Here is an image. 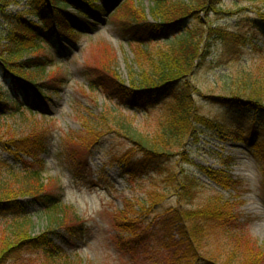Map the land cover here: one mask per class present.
<instances>
[{
  "label": "rangeland",
  "instance_id": "1",
  "mask_svg": "<svg viewBox=\"0 0 264 264\" xmlns=\"http://www.w3.org/2000/svg\"><path fill=\"white\" fill-rule=\"evenodd\" d=\"M29 1L19 0L14 5L0 7V50L6 51L11 47L9 38L17 32V28L11 27L12 21L24 15ZM182 2L189 4L190 0ZM120 4L130 8V14L135 19L133 21L137 24H154L149 15L151 6L148 0H125ZM216 11H198L186 26L192 28L197 24L205 27V31L225 30L239 39V46L234 49L229 46L232 50L225 49L221 41L204 38L199 46V57L194 59L192 72L186 82L197 113L220 122L228 119V110L214 101L231 100L247 83V76L258 77L264 71V29L259 24H264L260 18L264 15V0H221ZM66 13L75 16V8L68 7ZM101 13V20L93 16L89 19L80 18L90 24H99L85 31V36L79 37L77 42L63 38L50 41L45 38L39 44L41 50L21 53L18 57L21 63L28 59L45 60L43 72L31 69L28 73L38 85L48 86L50 83L47 82L55 80L60 86L48 94V100L32 102L31 113L24 115L14 111V114H5L6 117L0 118V161L6 164L0 170V178L8 181L14 187L13 190H18L16 188L22 186L24 177L22 170L27 166L37 168L40 166L38 163H41L44 169L41 175L44 184L42 191L52 193L58 186L61 187V206L65 209L71 207L84 226L78 237L66 236L64 232H58L53 237L54 245L63 252V256L53 261L54 264H169L174 257L184 252L178 245L181 239L177 229L167 227L163 219L165 210L177 206L175 193L171 192L163 204L151 210L145 204L144 197L163 176L151 170L142 175L137 170L126 172L125 167L112 162V155L128 149L139 157L135 154V146L124 138L117 123L123 120L141 134L153 135L158 120L167 113L166 101H161L147 111L130 110L107 99L100 90H89L87 81L92 75L94 81L103 82L106 88H109L107 85L112 79L118 85L128 87L130 78L139 73L138 64L145 60L143 55L152 57L157 53L169 52L175 40L167 36L161 40L135 44L133 40L137 38L134 35L145 36L143 31L138 29L135 34H129L127 21L120 14L117 16V11L114 14ZM68 18L63 16V19ZM2 57L5 58L6 54H2ZM85 68H89L91 73ZM105 71H109L112 77L102 75ZM0 91H6L10 97L15 92L13 85L5 79L1 66ZM20 101L23 103V98ZM93 120V126H105L102 132H112L102 138L89 154L81 152L80 148L74 152V147L82 144L87 123ZM48 129L49 136H45L48 146L46 152L38 151L33 157H25L14 154L10 147H4L11 140L23 139L31 134L37 137L46 135ZM228 133L194 125L192 133L183 140L184 146L177 151L179 153L174 157L159 159L161 165L157 169L162 173L165 171V176L187 175L199 182L201 189L193 205L186 210L206 209L216 197L229 200L233 206L234 225L244 227V230L235 232L239 233L236 240L240 238L237 240V250L242 257L240 251L250 249L256 257L255 264H264V136L259 137L257 150L228 138ZM62 144L66 145L69 154L74 153L80 165L72 166L62 159ZM201 170L223 172L236 182L234 189L225 191L219 188ZM126 173L135 176L134 184L129 183ZM19 198L22 199L18 203L28 221L31 239L46 235L43 209L31 203L30 198ZM131 208L133 214L143 210L142 227L145 233L140 240H136L140 242L135 244L118 241L117 222L113 217L123 210L129 213ZM62 211L67 218L70 217V211ZM14 220L16 218L10 214L0 213V241H3L4 228L14 223ZM214 250L215 246H212V249L199 252L207 256L206 252L211 251L210 255L224 261L223 256L226 254H218ZM257 252L260 257L255 254ZM23 257L24 264L46 262L41 253L30 252Z\"/></svg>",
  "mask_w": 264,
  "mask_h": 264
},
{
  "label": "trees",
  "instance_id": "2",
  "mask_svg": "<svg viewBox=\"0 0 264 264\" xmlns=\"http://www.w3.org/2000/svg\"><path fill=\"white\" fill-rule=\"evenodd\" d=\"M16 1L19 0H0V7L14 5ZM121 1L125 0H30L24 15L12 21L11 27L17 28V32L11 34L9 38L11 47L6 51L0 50L1 57L2 54H6L5 58H0V66L4 71L5 79L15 90L13 97H10L6 91H0V118L18 111L24 115L31 113L32 101L48 100V94L54 92L56 86H60L55 80L47 82L46 84L50 83L48 86L38 85L34 82V77L28 73L31 69L43 72L46 66L45 60L28 59L21 63L17 59L21 53L41 50L39 44L43 43L45 38L51 41L53 38L62 37L77 42L79 37L85 36V31L92 30L99 24L98 22L90 24L80 18L89 19L93 16L101 20V12L114 14L117 11V16L120 14L127 21L129 34H135L138 29L145 33V36L134 35L137 38L133 40L135 44L172 37L175 43L170 46L169 52L157 53L152 57L143 55L145 60H141L138 64L139 73L130 78L128 87L122 84L120 86L112 79L107 85L109 88H106L103 82L94 81L92 75L87 81L89 90H100L107 99L130 110L147 111L161 101H166L167 113L158 120L153 135H143L123 120L117 123L124 138L135 146V154L139 157L128 149L112 155V162L125 167L126 172L137 170L136 172L142 175L151 170L152 173L163 176L159 183L152 185L151 192L148 191L144 197L145 204L149 205L151 210L163 204L171 192L175 193L177 206L165 210L166 216L163 219L167 227L177 229V235L181 239L178 245H181L184 252L174 257L169 264H255L256 257L250 249L241 250L242 257L237 250V240L240 238L236 240V235L239 233L235 232L244 230V227L234 225L233 206L229 200L224 201L216 197L214 203L206 209L186 210L193 205L201 185L196 179L187 175L165 176V171L160 172L157 166L161 165L158 163L159 159L174 157L179 153L177 151L184 146L183 140L192 133L194 125L209 130L228 131V138L258 150L256 143L261 135L264 136V71H261L258 77L247 76V83L241 86L240 93L234 94L231 100L214 101L228 110V119L216 122L205 118L197 113L194 101L191 99L190 87L186 82L192 72L194 59L199 57V46L204 38H212L221 41L225 49L230 48L229 46H233L234 49L239 46V39L222 29L205 31V27L195 24L191 28L189 25L186 26V23H191L198 11L217 12L221 0H190L189 4L183 3L182 0H148L151 6L149 15L154 20V24H137L133 21L135 19L130 14V8L120 4ZM68 7L75 8V16L66 13ZM63 16L69 18L63 19ZM260 18L264 20V15ZM259 24L264 29V24ZM121 27L119 25L120 31H122ZM19 32L21 33L18 34ZM85 69L90 72L89 68ZM102 75L112 77L109 71L103 72ZM98 77L102 76L98 75ZM21 98L24 100L23 103L20 101ZM94 122L93 120L87 123L82 144L74 147V152H77L76 148H80L81 152L89 154L102 138L112 132L111 130L102 132L105 126H93ZM38 136L31 134L23 139L11 140L4 147H10L16 155L33 157L35 152H46L48 146L45 143V136H49V129L48 134ZM67 149L64 144L60 150L62 159L69 165H80L74 153L69 154ZM38 164L40 166L37 168L27 166L22 170L24 177L21 181L22 186L16 188L18 190H13L14 187L10 186L8 181L0 178V213L10 214L16 218L14 223L4 228L3 241H0V264H24L23 256L30 252L41 253L46 260L44 264H54L53 261L63 256V252L54 245L53 237L57 236L58 232H64L63 234L69 237H78L77 235L83 232L84 225L76 212L69 206L72 210L61 206V187L58 186L52 193L42 191L44 184L41 175L44 169L41 163ZM4 166L6 164L0 161V170ZM201 172L210 182L225 191L235 187L236 182L223 172L209 170H201ZM129 174L126 173L125 176L130 184H134L135 176ZM28 182L31 184L25 185ZM19 197L30 198L31 203L43 209L47 224L46 235L31 239L27 229L28 221L24 218V211L18 203L22 201ZM62 209L70 211L69 218ZM142 209L134 214L131 208L129 213L123 210L113 215L114 221L117 222L115 227L118 241H128L132 244L140 242L136 240H140L145 233L142 227ZM212 246H215L214 251H218V254H226L223 256L224 261L210 255L211 251L206 252L207 256L199 252L203 249H212ZM258 253L255 254L260 257Z\"/></svg>",
  "mask_w": 264,
  "mask_h": 264
}]
</instances>
